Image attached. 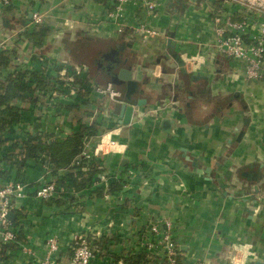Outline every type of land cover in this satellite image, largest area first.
Listing matches in <instances>:
<instances>
[{
  "label": "crops",
  "instance_id": "crops-1",
  "mask_svg": "<svg viewBox=\"0 0 264 264\" xmlns=\"http://www.w3.org/2000/svg\"><path fill=\"white\" fill-rule=\"evenodd\" d=\"M116 1L0 2V40L6 46L35 25L51 29L42 47L27 38L15 45L18 64H58L70 73L66 81L81 72L79 84L87 87L74 94L70 89L51 103L43 97L38 104H22L24 131L67 137L81 121L103 116L111 108L109 98L94 86L106 84L102 69L110 63L118 65L117 76L123 67L143 66L144 81L131 100L126 84L112 83L122 100L146 101L131 124L114 117L119 129L109 136L119 145L101 155L103 174L93 187H62L40 199L36 190L47 168L28 162L20 173L27 194L15 200L10 219L16 238L0 241V264H38L52 234L59 237L64 261L71 257L73 237L86 234L97 243L93 264H124L117 259L142 247L153 223L164 218L173 222L182 264H229L237 250L251 252L248 264L264 262V79H247L244 63L223 55L215 43L216 11L241 19L244 7L224 0H158L150 13L140 0H130L115 19L108 15ZM36 13L40 24L33 23ZM141 22L161 34L144 39L135 30ZM101 129L95 143L109 130ZM9 151V143L0 150L1 169L8 167L3 155ZM119 175L129 182L110 194L109 180ZM9 180L0 178V186ZM100 183L105 195L91 192Z\"/></svg>",
  "mask_w": 264,
  "mask_h": 264
},
{
  "label": "trees",
  "instance_id": "trees-1",
  "mask_svg": "<svg viewBox=\"0 0 264 264\" xmlns=\"http://www.w3.org/2000/svg\"><path fill=\"white\" fill-rule=\"evenodd\" d=\"M50 32L49 26L35 25L26 29L17 38V44L27 38L34 46L42 47ZM15 45L0 49V150H3L8 143L12 145L13 150L3 155L8 167L0 168V178L10 176L11 180L23 181L20 173L28 162L32 161L47 168L43 181L55 180L58 191L62 190V187L64 192L65 189L73 188L78 191L93 187L94 183L101 180L99 174H103L101 167L103 161L88 160L82 153L89 145L95 144L94 138L102 133V127L106 131L114 127L116 123L108 120L104 115L92 122L81 121L67 137L55 136L45 131L36 133L24 131L21 125L26 106L22 104H38L43 97L51 103L58 97L69 94L72 88L78 92L79 88L87 87L80 86L81 72H72L75 79L66 81L65 77L70 76V73L63 74L58 64L50 69V66H45L46 64L43 67L44 62L39 63L37 58H33V63H39L40 68L35 64H33L35 69L18 64L19 53ZM48 68L49 72L46 70ZM117 69L118 65L115 63L105 65L102 69L105 76L101 77V82L118 84ZM18 132L23 134L19 135ZM13 169L15 172L12 171ZM48 169L49 172H46ZM60 171H67V173L61 176ZM128 182L129 179L124 175L112 178L109 180L107 192L110 194L119 192ZM104 188V185L100 183L91 192L103 195ZM70 198H72L71 195ZM91 244L95 249L96 241H91ZM117 260H123L124 264L167 263L165 256L151 252L145 246L136 251L124 253Z\"/></svg>",
  "mask_w": 264,
  "mask_h": 264
},
{
  "label": "built area",
  "instance_id": "built-area-1",
  "mask_svg": "<svg viewBox=\"0 0 264 264\" xmlns=\"http://www.w3.org/2000/svg\"><path fill=\"white\" fill-rule=\"evenodd\" d=\"M130 0H117L115 8L109 12V17L118 19L123 15L125 4ZM150 13H154L160 5L158 0H140ZM225 2H236L244 7L241 19L236 14L217 10L214 17L215 43L219 52L223 55L242 61L245 65V77L249 80L264 79V0H224ZM3 5H9L10 0H0ZM33 23H42V15L34 14ZM135 30L144 39L151 36L160 35V31L150 26L147 22H141ZM6 46L5 41L0 40V49ZM189 62V61H188ZM199 64L197 61L195 65ZM95 90L110 100H122V91L112 82L104 85H97ZM72 88L70 94H74ZM104 116L116 123V127L109 129L98 142L89 145L82 153L83 157L92 160L100 159L107 150L113 151L119 142L109 136L111 132L118 130L119 126L114 120V115L110 110H104ZM45 177V175H44ZM43 177V180H44ZM103 179V178H102ZM36 190V196L40 199H50L57 192L55 180L44 182ZM27 183L23 181L9 180L0 186V241L7 243L16 238V232L12 227V222L8 214L14 209V202L27 194ZM151 237L142 246L151 252L162 250L166 257V264H182L179 259V245L173 234V222L169 218L158 219L150 227ZM148 236V235H147ZM72 254L69 260L60 258V241L56 234H52L46 240L44 256L38 264H93L96 255L91 241L86 234H76L71 241ZM251 252L236 251L229 264H248Z\"/></svg>",
  "mask_w": 264,
  "mask_h": 264
},
{
  "label": "water",
  "instance_id": "water-1",
  "mask_svg": "<svg viewBox=\"0 0 264 264\" xmlns=\"http://www.w3.org/2000/svg\"><path fill=\"white\" fill-rule=\"evenodd\" d=\"M121 49L123 50L124 46L121 47ZM116 52L118 53V50ZM124 62L127 63L128 58L125 59ZM117 78L119 85L126 84L125 95L128 100H131L132 96L139 89L140 83L144 81L143 66L134 63L131 68L123 67L120 69ZM143 91V89H140V93H143ZM145 102V99H139L138 104H132L125 100L113 101L108 99L109 106L111 107L109 110L114 116L120 118L119 123L123 125H129L132 123L134 113L138 111ZM163 123L164 126L169 124V119H165ZM247 176H249V174ZM14 216L15 215L12 211L8 214V218L11 220L14 219ZM255 264H264V262L261 259H258Z\"/></svg>",
  "mask_w": 264,
  "mask_h": 264
}]
</instances>
